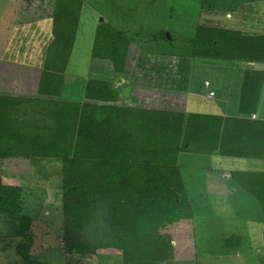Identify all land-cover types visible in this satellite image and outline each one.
<instances>
[{
	"label": "trees",
	"instance_id": "trees-1",
	"mask_svg": "<svg viewBox=\"0 0 264 264\" xmlns=\"http://www.w3.org/2000/svg\"><path fill=\"white\" fill-rule=\"evenodd\" d=\"M69 2L72 6L63 0L54 3L45 65L54 69L52 74L64 73L76 38L81 2ZM112 37L104 35L100 55L92 58L111 63L119 77L126 70L137 72L139 63L131 67L135 60L129 56L130 41L121 34ZM194 44L197 58L264 64V36L199 27ZM46 73L38 94L55 96L61 79ZM203 89L212 92L209 84L202 83L201 93ZM260 93L257 74L245 71L238 112L227 115L122 108L116 105L120 94L105 80L87 81L81 103L0 98V160L61 163L62 213L78 235L67 231L73 239L70 251L118 255L123 264H161L170 257L173 237L190 233L194 224L181 155L264 160V121L251 118ZM231 178L264 203L262 190L255 191L260 184L264 187V173L233 171ZM22 208V189L0 178V215L17 224L21 243L16 252L26 264H43L29 254L34 236ZM240 241L232 237L225 247H238Z\"/></svg>",
	"mask_w": 264,
	"mask_h": 264
},
{
	"label": "rangeland",
	"instance_id": "rangeland-1",
	"mask_svg": "<svg viewBox=\"0 0 264 264\" xmlns=\"http://www.w3.org/2000/svg\"><path fill=\"white\" fill-rule=\"evenodd\" d=\"M63 2L65 6H72L69 0ZM80 2L73 55L69 62L72 64L73 59L88 61L90 55L93 56L95 53L100 55L98 47L102 48L101 40L104 35L113 38L112 35L116 34H121L132 44L141 47L143 53L155 54L150 56L156 61L150 59L147 68L143 65L141 72L143 81L140 82L142 84H146L147 79L155 83L161 79L155 71L159 60L156 56L186 58V63L184 65L181 63L179 68L188 72L191 64L189 67L190 71L192 69L191 85L194 84L190 90L187 112L191 110L198 113L228 112L227 107L233 108L238 99L235 90L241 87V76L237 70L246 71L247 65H251V63H237L223 59L200 61L195 56L197 53L194 52L198 51L194 46L198 28H213L222 32L240 34L246 31L264 33V27L237 28L240 22L235 18L236 4L242 7V11L248 14L244 15L249 19L254 20L255 16H262L264 7L262 10L259 4L257 6L251 0H80ZM54 3L55 0H0V56L7 58L25 56L20 62L24 63L26 56L30 55L26 47L29 43L25 41L18 43V38L22 36V32L18 33V30H21L26 23H34L51 16ZM68 18L71 20L77 17L74 14V17L68 16ZM247 18L245 17L244 21H247ZM260 23L264 24V21ZM27 29L25 30L31 31L32 27L27 26ZM167 32L175 38L174 44L164 40ZM97 34L100 41L96 40ZM2 45H7L5 53L1 50L4 47ZM165 50L169 51L168 54L175 55H165ZM102 55L107 54L102 53ZM81 64L78 65L80 68ZM68 65L64 70L69 68ZM259 67L261 68L260 65ZM92 69L97 68L92 67ZM106 70L104 68L98 74H96L98 71L92 72L94 77L92 79L110 81L111 75L108 74L113 71L108 73ZM55 77L58 80L59 76ZM8 78L15 82L17 76ZM11 79L5 81L6 87ZM164 79L168 82L170 80L168 77ZM204 80L212 83L211 90L216 92L217 97L215 100L206 101L201 96L202 102L197 104L195 101L193 104L194 89ZM8 90L6 89L5 92ZM204 92L206 94V90ZM70 94L62 95L59 100L81 103L82 100L75 96V92ZM130 98L121 102L120 106L124 104L147 109L171 108L182 111L185 104V100L182 99L175 102L166 101L163 97L159 98L150 93L136 92ZM195 99L198 101L197 97ZM2 103L4 104L0 101V105ZM9 105L14 108L12 103ZM23 110L24 108H21V112ZM35 160L24 158L0 160V178L3 183L22 189V214L31 219L30 231L34 236V245L29 251L33 261L43 264H123L118 255L83 256L68 249L73 239L69 237L67 231L73 232L77 238L78 235L71 229V223L65 220L62 213L61 163L51 159ZM250 161L255 160L203 156L195 153L181 155L179 167L191 203L194 224L190 233L173 237L170 257L161 264H264V247H260L259 253L249 251L252 238L246 229L248 222L253 226V222L261 216L257 214L252 202L241 197L242 191L237 190L235 196H230V191L237 188L231 173L254 168ZM261 223L264 228V221ZM16 225L6 216L0 215V264H26L16 252L17 245L21 243L15 234ZM232 237H238L241 240L240 245L238 249L236 246L228 250L225 243Z\"/></svg>",
	"mask_w": 264,
	"mask_h": 264
},
{
	"label": "crops",
	"instance_id": "crops-1",
	"mask_svg": "<svg viewBox=\"0 0 264 264\" xmlns=\"http://www.w3.org/2000/svg\"><path fill=\"white\" fill-rule=\"evenodd\" d=\"M252 2L256 3L257 6L258 4L260 5V8L263 10L264 7V0H251ZM235 6V11L237 12V15H235L236 20H238L240 23L238 24L237 28H263L264 24L260 23L264 21V10H263V14L262 16L258 17L255 16V19H249L247 18V13H245L244 11H242V7H240L239 5H234ZM257 6L255 8H257ZM247 14V15H244ZM245 17L247 18V21H244ZM52 18H53V14L49 17L44 18L43 20H39L37 22L34 23H26L21 30H18V33L22 32V36L20 38H18V43H29L26 45V47H28V52H30V55L26 56V61L24 63H20L21 60H23V58L25 57H1L0 56V98L3 99H21L23 101H33L34 100H39L36 103L40 102V101H57L60 102L62 98V95L65 94H69L70 93H74L75 92V96L77 98L80 97V100H82V93H83V87L85 85V83L89 80H93L92 78H94L92 76V72L96 74H98L100 71L104 70V68H106V72L110 73L111 71H113L112 68V64L107 62V61H101L98 59H93L92 56L90 55L89 60H85L83 62L73 59L72 64L69 62V65L67 68V70L64 71V73H56L53 72L52 74V68H50L51 70H46L45 65H46V59H47V51L48 48L52 42ZM103 21V20H101ZM33 25V26H32ZM27 26L30 28L32 27L31 31H26ZM9 27H11V25H9ZM26 29V30H25ZM25 30V31H22ZM31 32V33H30ZM241 32V31H240ZM10 34H12V32H10ZM242 35H247V36H264V33L262 32H255V33H251V32H241ZM31 35V36H30ZM167 35L168 38H167ZM7 37V36H6ZM11 38V37H10ZM7 39L9 40V37H7ZM21 41H20V40ZM165 40L169 41L171 44L175 43V38L171 36L170 33H165ZM19 45V44H18ZM17 45V46H18ZM4 46V47H2ZM1 50L2 52L5 53V51H7V45H2ZM128 51H129V56L131 55L132 60L134 59V64L131 65V67L135 66V63H139L138 67H136V71L135 73L131 72H127V70L125 71L124 75H121L119 77V75L114 74V72H112L111 74V80L110 82L114 85V89L120 94L119 95V104H116L119 107L125 108V107H130V108H144L141 106H137V107H131L130 105H124L122 104V106H120L121 102L125 101L126 99L130 100L133 96L134 93H142V94H147L150 93L151 95H155L156 97H163L164 100L166 101H180L185 100L184 101V109L182 111H175L172 110L171 108L166 110V111H170V112H186L187 110V104L189 101V94H190V90L192 88V86H194V84L190 85V81L192 79L191 74H192V69L190 71L189 67L191 66V64H189L188 67V72H184L180 70V64L182 63V65H184L186 62V58L183 57H176V56H156V58H159V62L157 61V66L155 71L159 74V76L161 77V79H159V82L155 83L154 81H150V79H147L146 84H142L140 83L141 81H143V76H142V68L143 65L145 68H147L149 65L148 61H150V59H152L153 61H156L153 59L152 56L150 55H155L154 53H143V49L139 46H136L134 44H132V42H130L129 46H128ZM12 48V47H11ZM14 48V47H13ZM169 51L165 50V55H175V54H168ZM4 55V54H3ZM73 52L70 55V58H72ZM177 55V54H176ZM23 56V55H22ZM11 58V59H9ZM141 59V60H140ZM200 61H207L206 59H202V58H198ZM71 60V59H69ZM137 60H140L141 62H137ZM209 61V60H208ZM210 61H216V60H211ZM231 61V60H230ZM234 62V61H232ZM82 63V64H81ZM160 63V64H158ZM190 63V62H189ZM239 63V62H237ZM81 64V68L80 65ZM259 65L261 66V68L259 67ZM92 67H96L97 69L93 70ZM99 67V68H98ZM80 68V69H79ZM112 69V70H110ZM154 69V68H151ZM247 72H253V74H257L258 79L261 81V93H260V98L258 100V105H257V111L256 114L254 116H252L251 118L253 119H258V120H263L264 121V64H260V63H252L251 64V68L249 70H246ZM47 72L46 74L48 75H54V76H59L60 80V87L59 90H57L55 93V96H47V95H39V87H40V83L41 80L43 78L44 73ZM237 72L240 74L241 79H240V89L239 90H235V93L238 95V99L236 104L234 105L233 108H230V106L227 107L228 112H220V113H216V112H209L207 111L206 113L208 114H220V115H227V114H236L238 108H239V101H240V95L242 92V88H243V82L245 79V71L244 70H237ZM235 71V74L237 73ZM17 76V78H15V82L14 80L12 81L11 76ZM116 75V76H115ZM165 77H168L170 80L165 81ZM237 77V76H236ZM116 78V79H114ZM2 79V80H1ZM8 79H11V81L9 82L8 86L6 87V82ZM55 80L56 77L54 78ZM122 79V80H120ZM164 79V81H163ZM113 80H119L118 82H115ZM6 81V82H5ZM49 81V80H48ZM107 81V80H105ZM115 82V83H113ZM4 83V84H3ZM117 83V84H116ZM123 83L122 85L118 86L119 84ZM205 86H207L208 84L210 85V90L212 87V83L209 80H204L202 82ZM199 83L198 88H195V95L193 93V100L195 104L196 103H201V96L204 97V100L209 101V100H215L217 97V94L214 90H211L212 92L215 93V97L213 99L209 98L208 95V91L201 93L200 91V87L201 84ZM157 84V85H156ZM73 86L71 89H73L71 92H68L70 89V87ZM69 88V89H68ZM6 89H9L8 91L5 92ZM45 91L50 94V92H52V88L51 86L48 85V83H46L45 86ZM205 90V89H203ZM4 91V92H3ZM53 95V94H51ZM61 97H60V96ZM195 97L198 98V101L195 99ZM83 101V100H82ZM81 101V102H82ZM62 102H66L65 100H62ZM75 103H80V101H76ZM110 105H115V104H111ZM196 104V105H197ZM34 106V105H32ZM198 106V105H197ZM195 106V107H197ZM154 110H163V109H154ZM196 110V109H195ZM225 110V109H223ZM231 111V112H230ZM29 112V111H28ZM190 112L192 113H198V112H193V110H191ZM205 114V113H203ZM252 162V164L255 166L254 168L252 167V169H250L247 172H256V173H264V160H255V161H250ZM237 186V185H236ZM237 190L242 191L241 193V197L243 198H247V200L249 202H252L254 204V206L256 207V212L257 214H260L261 217H257V221L255 220V222H253V226L246 225V229L247 232L250 233V236L252 238V244L250 245L251 247H249V251L251 252H255L258 253L261 251L260 247H264V228H262V221H264V208H263V202L259 201L257 198L254 197V195L249 194L246 191H243L242 189H240L238 186L237 188H234L230 191V196H235V192ZM262 190L264 191V187L262 186V184H260V187H257L255 189V191H259ZM261 191V195H263L264 197V192ZM237 194V193H236ZM254 221V220H253ZM248 233H245V235H248ZM232 249V248H227ZM234 249V248H233ZM238 249V247H237Z\"/></svg>",
	"mask_w": 264,
	"mask_h": 264
},
{
	"label": "built area",
	"instance_id": "built-area-1",
	"mask_svg": "<svg viewBox=\"0 0 264 264\" xmlns=\"http://www.w3.org/2000/svg\"><path fill=\"white\" fill-rule=\"evenodd\" d=\"M209 98L213 99L215 97V93L214 92H210L208 95Z\"/></svg>",
	"mask_w": 264,
	"mask_h": 264
},
{
	"label": "water",
	"instance_id": "water-1",
	"mask_svg": "<svg viewBox=\"0 0 264 264\" xmlns=\"http://www.w3.org/2000/svg\"><path fill=\"white\" fill-rule=\"evenodd\" d=\"M168 36H169V35H167V38H168ZM247 66H248V67H247V70H249V69L251 68V65L248 64Z\"/></svg>",
	"mask_w": 264,
	"mask_h": 264
}]
</instances>
